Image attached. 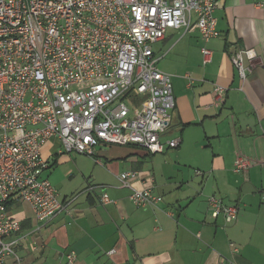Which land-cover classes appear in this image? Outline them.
Masks as SVG:
<instances>
[{
    "label": "crops",
    "instance_id": "0c3cea01",
    "mask_svg": "<svg viewBox=\"0 0 264 264\" xmlns=\"http://www.w3.org/2000/svg\"><path fill=\"white\" fill-rule=\"evenodd\" d=\"M214 16L218 37L204 42L196 28L179 29L152 47L157 68L171 77L175 99L161 140L180 138L179 146L159 154L135 145L98 147L94 164L112 180L88 177L72 196L60 197L55 189L68 213L45 224L36 222L28 203L10 202L8 215L21 226L13 236L21 264H66L70 253L72 264H264V0H218ZM203 47L211 52L206 64ZM244 48H253L257 59L241 80L230 58ZM217 86L226 89L219 105ZM243 115L247 119L240 121ZM52 147L50 139L41 156L57 164L62 154ZM238 154L253 161L245 174L232 171ZM125 171L137 172L133 188H152L163 201L136 208L131 191L116 185ZM89 185L107 188L112 202L102 205L100 190ZM211 195L239 206L236 222L210 217ZM7 264L15 263L9 258Z\"/></svg>",
    "mask_w": 264,
    "mask_h": 264
},
{
    "label": "built area",
    "instance_id": "2783aa9c",
    "mask_svg": "<svg viewBox=\"0 0 264 264\" xmlns=\"http://www.w3.org/2000/svg\"><path fill=\"white\" fill-rule=\"evenodd\" d=\"M218 0H0V264L16 253L20 223L7 212L10 202L29 204L37 223L66 212L43 173L51 166L41 148L53 137L60 153L94 158L98 147L135 145L149 154L177 148L180 138L162 142L175 107L171 77L157 66L152 45L167 30L194 28L204 42L219 36ZM203 63L211 52L201 49ZM231 63L241 80L256 64L253 48L239 49ZM247 61L248 65H245ZM226 89L215 87L214 103ZM140 97L134 109L128 99ZM130 102V101H129ZM253 161L238 154L232 171L245 174ZM199 174V172H196ZM137 172L117 179L136 208L163 201L152 188L136 189ZM99 202L111 203L103 186ZM212 219L237 221L239 206L207 199ZM173 217L172 214H169ZM233 252L236 248L232 243ZM66 264L75 257L70 253ZM218 264H237L226 260Z\"/></svg>",
    "mask_w": 264,
    "mask_h": 264
},
{
    "label": "rangeland",
    "instance_id": "374dc122",
    "mask_svg": "<svg viewBox=\"0 0 264 264\" xmlns=\"http://www.w3.org/2000/svg\"><path fill=\"white\" fill-rule=\"evenodd\" d=\"M171 31L174 30L169 29L167 32ZM152 47L154 49L156 48L155 45H152ZM141 100L142 98L140 97H132L128 99V105L132 103L134 109H137L138 104ZM51 139L53 141L52 149L54 150V152H56L57 149L60 152V140L56 137H53ZM94 156H96V154ZM97 158L105 162L103 158ZM59 159L60 160L52 168L51 172H49V170L45 171V173L43 174V178H47L49 180L50 184L55 187L60 197L65 195H77L89 182L88 177H91L90 180H94L95 183L101 180L102 184H107V181L112 180L109 172L95 165L93 161L94 158L87 155L79 153H63L62 157H59ZM194 172L195 170H193V173ZM114 182L116 183V181ZM116 185L119 187L118 181ZM105 191L108 193L107 188L105 189ZM13 209L14 208H12V210ZM24 209L25 206H22V208L20 207V209L14 211V213H19Z\"/></svg>",
    "mask_w": 264,
    "mask_h": 264
},
{
    "label": "trees",
    "instance_id": "16d2710c",
    "mask_svg": "<svg viewBox=\"0 0 264 264\" xmlns=\"http://www.w3.org/2000/svg\"><path fill=\"white\" fill-rule=\"evenodd\" d=\"M53 162H54V163H53ZM53 162L51 163V166H50L49 169H52V168L55 166L56 162H55V161H53ZM8 206H9V204L7 205V208H8Z\"/></svg>",
    "mask_w": 264,
    "mask_h": 264
},
{
    "label": "water",
    "instance_id": "95a60500",
    "mask_svg": "<svg viewBox=\"0 0 264 264\" xmlns=\"http://www.w3.org/2000/svg\"><path fill=\"white\" fill-rule=\"evenodd\" d=\"M244 118H246V116L245 115H243L242 117L241 116H239V120L240 121H242ZM247 119V118H246Z\"/></svg>",
    "mask_w": 264,
    "mask_h": 264
}]
</instances>
